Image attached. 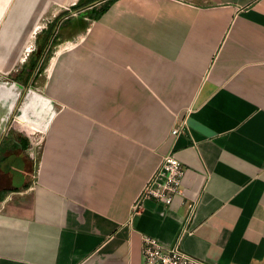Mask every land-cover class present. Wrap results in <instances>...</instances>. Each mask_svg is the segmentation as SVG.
<instances>
[{"label": "crops", "instance_id": "obj_1", "mask_svg": "<svg viewBox=\"0 0 264 264\" xmlns=\"http://www.w3.org/2000/svg\"><path fill=\"white\" fill-rule=\"evenodd\" d=\"M106 1L0 0V75L51 113L2 146L0 264H143L144 235L264 264V0ZM168 152L182 192L134 208Z\"/></svg>", "mask_w": 264, "mask_h": 264}, {"label": "built area", "instance_id": "obj_2", "mask_svg": "<svg viewBox=\"0 0 264 264\" xmlns=\"http://www.w3.org/2000/svg\"><path fill=\"white\" fill-rule=\"evenodd\" d=\"M185 122L176 126L173 133L183 129ZM185 173L183 162L173 153L162 156L159 166L145 182L134 208H139L145 198H154L170 204L182 192ZM143 264H210L185 252L179 243L165 246L158 238L143 236Z\"/></svg>", "mask_w": 264, "mask_h": 264}, {"label": "water", "instance_id": "obj_3", "mask_svg": "<svg viewBox=\"0 0 264 264\" xmlns=\"http://www.w3.org/2000/svg\"><path fill=\"white\" fill-rule=\"evenodd\" d=\"M45 94L17 80L0 78V152L18 118L47 130L51 113ZM21 125V124H20ZM12 141H16L15 138Z\"/></svg>", "mask_w": 264, "mask_h": 264}, {"label": "rangeland", "instance_id": "obj_4", "mask_svg": "<svg viewBox=\"0 0 264 264\" xmlns=\"http://www.w3.org/2000/svg\"><path fill=\"white\" fill-rule=\"evenodd\" d=\"M0 78H3V76L0 75ZM18 122H19V123H16L15 126L13 127V129H12V134H14V136H15V140L17 139L18 142H19L18 145H17L18 149H16V152L20 154V152H22V151H23V152L26 151V148H27L29 145H31V142L29 141V138L31 137V132L28 131V130L26 129V127L35 130V128H33L32 126H36V125H34V124H32V123H29V122H27L26 120L21 119V118H18ZM20 124H21V125H20ZM36 127L39 128L38 126H36ZM39 129H40V128H39ZM39 129H38V130H39ZM36 130H37V129H36ZM40 131H41V130H40ZM21 141H26V142H25V146H23V144L21 143ZM14 151H15V150H14ZM17 153H16V154H17ZM18 174H20V173L18 172Z\"/></svg>", "mask_w": 264, "mask_h": 264}, {"label": "trees", "instance_id": "obj_5", "mask_svg": "<svg viewBox=\"0 0 264 264\" xmlns=\"http://www.w3.org/2000/svg\"><path fill=\"white\" fill-rule=\"evenodd\" d=\"M112 1V0H111ZM110 0H107L104 4H103V9L105 10L111 3ZM25 142V141H24Z\"/></svg>", "mask_w": 264, "mask_h": 264}]
</instances>
